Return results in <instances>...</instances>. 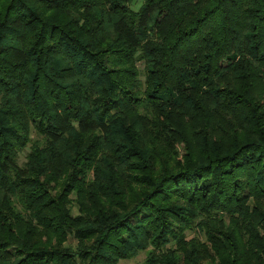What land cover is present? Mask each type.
Returning a JSON list of instances; mask_svg holds the SVG:
<instances>
[{
  "label": "trees",
  "instance_id": "obj_1",
  "mask_svg": "<svg viewBox=\"0 0 264 264\" xmlns=\"http://www.w3.org/2000/svg\"><path fill=\"white\" fill-rule=\"evenodd\" d=\"M141 252L264 264V0H0V264Z\"/></svg>",
  "mask_w": 264,
  "mask_h": 264
},
{
  "label": "rangeland",
  "instance_id": "obj_2",
  "mask_svg": "<svg viewBox=\"0 0 264 264\" xmlns=\"http://www.w3.org/2000/svg\"><path fill=\"white\" fill-rule=\"evenodd\" d=\"M141 4V1H139L137 4L133 5L132 6V9L134 11H137L139 6ZM138 67L139 69L142 71L144 65L143 63H139L138 64ZM141 79H143V76L141 75ZM31 138L33 141L35 140H38L39 138L36 136V134L34 133V131H32L31 133ZM29 152V147H27L24 151H22L19 155V163L22 164L26 161V155L27 153ZM51 188V193L54 194L56 192H58V189L55 188V184H51L50 186ZM71 199L73 200L74 199V195L71 196ZM73 210H74V214H77V209L76 207L74 206L73 207ZM192 236V235H191ZM146 260V252H141L139 253L135 258L133 259H130V260H122L120 261L118 264H144V261Z\"/></svg>",
  "mask_w": 264,
  "mask_h": 264
}]
</instances>
